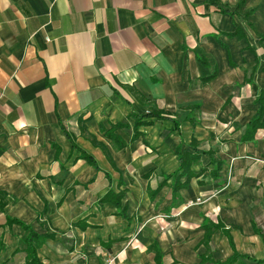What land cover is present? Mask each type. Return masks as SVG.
Returning <instances> with one entry per match:
<instances>
[{
  "label": "crops",
  "instance_id": "obj_1",
  "mask_svg": "<svg viewBox=\"0 0 264 264\" xmlns=\"http://www.w3.org/2000/svg\"><path fill=\"white\" fill-rule=\"evenodd\" d=\"M213 1L0 0V264L30 230L40 264L264 260V0Z\"/></svg>",
  "mask_w": 264,
  "mask_h": 264
},
{
  "label": "trees",
  "instance_id": "obj_2",
  "mask_svg": "<svg viewBox=\"0 0 264 264\" xmlns=\"http://www.w3.org/2000/svg\"><path fill=\"white\" fill-rule=\"evenodd\" d=\"M211 4H215L216 2L213 0H210ZM223 13L228 12L225 10H222ZM231 13V12H230ZM237 34V30L233 33ZM198 60L205 64V62L198 57ZM213 75L208 76L206 78L210 79ZM245 82H248L246 79ZM255 103L258 105V108L255 112V114L252 116L250 121L246 125L245 133L243 136L244 141H251L254 139V135L257 131V129L264 127V92L261 91L255 98ZM152 114L148 113L145 115V117L150 116ZM161 117V116H158ZM116 126H125L123 122L118 123ZM108 137H110L114 143L116 144V148L122 149L125 146V143L116 135H114L111 132L107 133ZM176 154L178 155L179 159V175L180 176H186L188 181L192 177V172L190 171V165L198 160V154H190L188 152H180V150L177 148L175 150ZM86 161L90 162L92 165L95 166V162L90 157H85ZM212 162H215L212 160ZM178 184H176L173 188V198H176V190H177ZM154 191L150 192V194L153 195ZM114 204L117 207H120L119 199H115ZM0 206H3V204L0 203ZM123 212V211H122ZM28 228L27 226H24ZM203 227L205 228V235H204V242H207L209 240V237L211 235V232L214 229L220 228L218 224H210V223H203ZM29 229V228H28ZM46 238V235H38L34 233L33 231H29L27 237H26V262L27 264H40L39 261L36 258V249L39 248ZM147 251L153 253V260L155 264H163V255L159 251L156 243H153L147 247ZM205 258H203L204 260ZM244 259H249L248 257L239 255L234 251L232 256L228 258L227 260L220 262L216 261L215 264H245ZM250 260V259H249ZM256 264H264V260H258L254 261Z\"/></svg>",
  "mask_w": 264,
  "mask_h": 264
},
{
  "label": "built area",
  "instance_id": "obj_3",
  "mask_svg": "<svg viewBox=\"0 0 264 264\" xmlns=\"http://www.w3.org/2000/svg\"><path fill=\"white\" fill-rule=\"evenodd\" d=\"M112 260L110 258H106L103 260V262L101 264H111Z\"/></svg>",
  "mask_w": 264,
  "mask_h": 264
}]
</instances>
